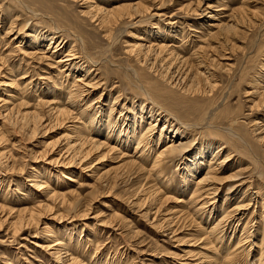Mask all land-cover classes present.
Returning a JSON list of instances; mask_svg holds the SVG:
<instances>
[{
    "label": "rangeland",
    "instance_id": "1",
    "mask_svg": "<svg viewBox=\"0 0 264 264\" xmlns=\"http://www.w3.org/2000/svg\"><path fill=\"white\" fill-rule=\"evenodd\" d=\"M23 1L27 2V0ZM36 1L35 6L32 7L41 14L46 16L52 14L54 18H57L64 13L73 21H77V25H82L84 28L88 27L91 30L93 34L91 40L95 42L96 48L102 52L104 49L107 50L108 52L105 54L109 53L108 56H111L112 64L105 61L99 69L102 76L105 77L106 75L110 80L107 84V93L105 94L104 91L98 102L95 103V100L101 90H95V93L88 98L89 100L79 102L77 107L81 106L82 109H85L84 114H81L82 116L76 114V109L71 112L70 116L51 114L48 107L59 105L60 102L59 97L54 99L55 94L45 95V100L49 102L43 104L41 101V105L36 104L34 95L39 92L40 87H55V89L58 88L62 91L64 86L71 83L72 78L64 77L65 74L60 71L59 67H53L55 66L53 65L55 64L54 61L46 58L39 60L43 64L33 63L35 66L31 64V67L27 68L29 66L28 61H23L18 48H16L18 42L14 41V35L7 32L10 26L9 21L11 19L14 21L16 18L13 25V30H15L21 26L22 23L20 22L23 21L24 14L20 15L15 9L10 10L12 0H0V52L7 59V62L5 61L0 69V99L6 98V92L15 98V100L8 99L10 100L7 103L8 107L13 108L7 116L5 115V107H0V137L3 135L0 138V152L2 151L0 153V264H188V262L195 264L192 261L195 256L186 258L185 253L191 250L193 255L200 251V247L204 246L202 241L196 240V237L202 234L201 226L207 227L214 223H211L210 216L206 215V212L201 217L198 216L200 214L193 211L190 214L186 210L182 211L183 209L177 200L183 194L171 192L165 193V195L160 182H158V186L162 190H156L157 194L153 196L151 191L157 185L153 186L154 182H151L150 179L144 180V171L139 172V176H134L135 174L128 177L125 174L123 176L125 171L122 173V169L118 166L123 161L118 150L108 151L105 147L99 148L90 153L86 161L88 164L80 167L72 163L70 165L66 161L70 156H68L69 152H64L65 144L68 142L72 131L78 130L82 125L81 123L88 119V115H90L88 113L93 111V107L98 111L102 120H107L109 115L114 118L117 117V124H120L124 115L132 117L136 112L139 113L138 102H135L132 107V100L138 99V93L132 86L135 84L134 77H136V75L132 76L136 74L133 73L132 69L134 72L136 69L139 71V77H152L158 82L161 81L154 73L151 74L152 70L149 72L148 68L146 69L147 65L143 66L141 62L138 65L133 56L126 54L125 50L130 43L134 41L148 43L147 40H136L137 34L145 33L148 40L160 41L163 39L166 42L172 40L171 43L179 44L182 48L179 47L176 51L180 54H186L191 61L194 60L192 59L193 53H206L207 61L210 65L212 64L211 67H213L212 71L218 88L216 90V111L218 112L215 113L213 116L215 119L211 122L213 121V124L223 127L231 125L240 134L239 139L223 137L222 134L212 136L206 134L207 139L210 137L209 140H213V142L224 141L226 147L229 148L225 149L221 157L225 155L226 150L232 152L229 161L220 168L219 176L226 177L237 173L240 177L245 178L239 191H237L238 189L231 191L232 188H229L228 184L232 182L227 181L222 190L218 192L215 207L211 211L212 220L220 209L223 200L227 209L229 207L227 210L229 211L240 198L239 195L248 186L252 188L248 190L250 191L256 190L262 185V192L264 193V133L261 131L262 126L259 127L264 124V97L260 96L261 88L264 89V0H114L108 3L107 0H92L90 4L72 0ZM134 1L141 2V8L148 7L145 12L140 14L141 21L135 26H131L129 23L138 17L123 19L122 23L118 22L117 24L113 23L114 18H112V22L109 25L106 24L105 28L97 25V22L89 20V17L80 14L88 11L89 5L99 4L98 6L104 5V7L110 8L116 4L125 5ZM208 3L213 9H220L219 11H222L223 14L235 12V15L242 19L223 45L222 43H218V45L214 39L208 40L215 31L209 25L210 19L207 17L209 9L202 11ZM147 4L151 5L150 8ZM48 5L51 6L52 10L48 9ZM156 5L160 8H155ZM160 11L163 15H152L153 13H160ZM16 15L18 17H15ZM81 20L82 22H79ZM65 27L63 26V28ZM178 38L179 41L176 40ZM112 42L113 46L110 45ZM207 44L210 46L206 47ZM45 45L46 43L43 44V47ZM32 67L36 68L34 70L35 75L32 74ZM25 69H28V74L23 73ZM48 72L49 74H47ZM125 72H129L128 76L124 74ZM14 74L16 81L11 84L9 78H12L11 75ZM42 76L49 80L39 79ZM131 81L134 83L131 84ZM141 83L145 82L141 81ZM16 84L20 87L19 91L14 93L13 87ZM168 87L174 89L175 95H181L177 86ZM29 90L33 91L30 93L32 96L27 95L28 98L16 99L15 95H25ZM134 93H136V97ZM112 97L117 98L116 104H113ZM207 97V95L202 94H189V97L185 95L186 99L182 98L185 102L178 105H172L167 100L158 98L154 99V103L171 113L180 123L200 125L199 117L203 113H200L197 108L207 102ZM260 97L261 99H259ZM156 100L158 103L155 102ZM91 101L93 104L90 105ZM123 104L124 106H122ZM193 105L197 107L192 111L191 106ZM122 107L127 109H123L122 114L119 115V110ZM110 109L111 112H109ZM184 109L191 111L188 112L187 110L186 114H182L186 112ZM33 111H38L39 114L37 112L34 115ZM21 112L22 114L27 112V115H33V118L35 116V120L40 117L39 121L36 120L38 123L34 122V124L33 119H30L31 116H28V124L24 128L25 124L22 125L20 119L22 117L19 115ZM31 112L33 113L31 114ZM207 115L204 114L203 116L206 118ZM2 117L4 118L2 119ZM17 119L21 121H17ZM72 125L74 126L71 127ZM34 128L36 129L34 130ZM103 134L105 133L103 132ZM196 134L197 137L201 136L198 132ZM172 135L173 133L170 134L169 138H173ZM257 137L263 138L257 139ZM243 141L244 143H242ZM199 148L200 143L195 144V147L185 156L193 158L194 152L196 150L198 152ZM102 152L103 154H101ZM197 157L199 158L198 155ZM76 162L78 161L76 160ZM86 166L91 168H86ZM178 171L179 169L176 170L175 167H172L170 172L166 173L167 175L173 173L172 179L178 180ZM198 175L195 177L197 178ZM38 180L45 181V185L49 183L50 189H53L54 192L49 193L50 189L47 190L46 188L40 190L33 188L34 186L31 185ZM177 183L179 182L175 181L176 186ZM138 184L139 195H134V189ZM54 193L61 195V197L59 195L56 197ZM131 194L136 198L139 197V206L131 207L128 204L127 198L129 197L131 200ZM64 195L65 199L63 198V200L62 196ZM188 195L186 192L183 197L187 199ZM146 196L149 197L146 198ZM255 197V203L254 200H251L249 205H244L245 208L243 206L241 210L243 220L236 226L237 220L235 218L237 216L235 218L231 216L230 222L224 226L223 231L219 234L221 238L220 247L223 248L226 244L228 245L229 241L230 244L235 243L234 239L230 240L231 236L233 238L241 234L242 239L246 240V230L243 233L240 231L245 221L248 230L251 231L250 235L248 234L247 240L249 241H242L243 246L240 247L241 249H237L236 259L232 264H264V260L261 263L258 259L260 256L258 253H261L264 259V242L262 243L260 240L264 230V202L261 203L262 199L258 193ZM56 198H58L57 201H55ZM147 208H152L151 213H145ZM25 209L34 213V219L32 218L29 222H22V219L19 221L22 217L21 213L25 217L28 212H25ZM154 210H157L156 216L152 214L155 212ZM178 212H180L181 220L171 226L173 229H177L174 235L171 234L170 230H166V227L164 229L159 227L163 217L171 213L177 216L179 215ZM214 221L216 220L214 219ZM19 226L20 230L18 231ZM235 226L236 230L234 231L232 229ZM218 231H220L219 227H217ZM54 240H63L62 242L65 241L64 243L67 245L61 251L60 259L51 253L53 249L49 248L47 251L45 248L47 243H52ZM250 242L255 243V246H252L248 254L246 250L249 245H246ZM199 244L202 245L199 246ZM257 246L263 247L261 251L257 249ZM173 253L178 255L173 257ZM71 256L74 261L70 260Z\"/></svg>",
    "mask_w": 264,
    "mask_h": 264
},
{
    "label": "bare ground",
    "instance_id": "2",
    "mask_svg": "<svg viewBox=\"0 0 264 264\" xmlns=\"http://www.w3.org/2000/svg\"><path fill=\"white\" fill-rule=\"evenodd\" d=\"M72 1L74 2L82 1L83 3H88V4L92 2V0H72ZM110 1H114V0H107L106 2L108 3ZM36 2H37L36 0H27V2L23 0H12V2L10 3V7H11L10 10L15 9L16 11L20 13V15L24 14L23 16L24 19H22L23 21L20 22L22 23L21 26L13 30L14 21H16L15 20L16 18L14 19V21L13 19L10 18L11 19L9 21L10 26L8 27L9 30L7 29L8 30L7 32L14 35L13 36L14 41L18 42L16 48H18L23 61H28L27 64H29V66L27 68H30L31 64L33 63L43 64L39 60L46 58V59L54 61L55 64L53 65L55 66L53 67L55 68L59 67L60 71H62L65 74L64 77L72 78V80H71V83H69V85L64 86L62 91L58 88L55 89V87H46V86L43 88L40 87L39 92L34 95L35 97L34 100H36V104L38 105L39 104L41 105L42 103L41 101H43V104H45L46 102H49L45 100L46 99L45 95L55 94V96H53L54 99H56V97L57 98L59 97L61 103L59 102V105L52 104L53 106H51L50 104H47L48 106L49 105L51 106V107L50 106L48 107V110L51 111L50 112L51 114L53 115L55 114L57 116L59 115L66 116L67 114V116L68 115L70 116V114H72L71 112H73V110L75 109L77 112L76 114L78 115L84 114L85 109H82L81 106L77 107L79 102L90 98V96L95 93V90L96 91L101 90V93H99V95L97 96V99L94 98L97 100V101L95 100V103L99 101V98L102 96L104 91H105L104 92L105 94L107 93V84L110 79H108L106 75L105 77L102 76V74L99 72V69L101 65L104 64L105 61H109V63L112 64L111 56H108L109 53L105 54L106 52H108L107 50L105 51L104 49V51L102 52L96 48L95 42L91 40L92 38L91 35L93 34L91 33V30L88 27L84 28L82 25H77L78 24L77 21H73L71 18L66 16L64 13L60 14L61 17H57V18H54L52 14L47 15V16L44 15L43 13L41 14V12H38L36 8L32 7V6H35ZM140 3L141 2L139 1H134V2H129L125 5L116 4L113 7L110 6V8L106 6L104 7V5L98 6L99 4L98 5L94 4V5L88 6V11L80 13V14L85 15V17H89V20H91L92 22H97L96 23L97 25L101 27H105V28H106V24L109 25L112 22L111 20L112 18H114L113 23L117 24L118 22L122 23L123 19H133L135 17H138L136 18L135 21L132 20L131 22L129 20L130 21L129 25L135 26L137 23H139V21H141L140 20L141 18H139L140 14H142L148 9V7L144 6L145 2L143 3V6H144L143 8H141ZM148 6L150 8L151 5H148ZM155 8H160V7L156 5ZM219 8L222 9V7H219ZM48 9L52 10L51 6H49ZM206 9H209L207 11L208 13L207 17L210 19L209 25L215 30L212 33L213 35H210L208 40L214 39L216 40L217 44L222 43L223 45L224 43H226L229 34L235 30L236 26L240 24L242 19H240L239 16L235 15V12L234 13L231 12L229 14H223L222 11H219L220 9L218 8L213 9V7H211L209 3L205 5L202 11H205ZM152 15L157 16V15H163V14L160 11V13H157V14L153 13ZM15 17H18V16L16 15ZM79 22H82V20ZM66 25L67 27H65ZM63 26L65 28H63ZM137 35L138 36L136 37V40H142V41L147 40L148 43L144 44L143 42H140V41H134L130 44L128 43L129 45H127V48L125 50L126 54L128 56H133L138 62V65H139V62H141L143 66L147 65L146 69L148 68L149 72H151L152 70L151 74L154 73L156 77L160 78L161 81L158 82L156 81L157 79H153L152 77L150 78L144 77V76L139 77V71H137L136 69V71L134 72V70L132 69L133 73H136V74L132 73L133 75L132 74L131 75L133 77L134 75H136V77H134L135 84H133L134 83L133 81H131L132 82L131 84H133L132 85L133 89L136 90V93H138L137 94L138 99L132 100V107L134 106L135 102H138V106H139L138 112L139 113L136 112L137 115L133 114L132 117H127V115H124V117L122 118L120 122L121 124L120 125V124H117L118 118L116 117L117 118L116 119L111 115H109L107 120H102L101 116L98 115V111H96L95 107H93L92 109L93 111L91 113H88L90 114L88 115L89 116L88 119H86L84 122L81 123L82 125L79 127L78 130L74 132L72 131V133L70 134L69 140L68 142H66L65 150H64L65 153L69 152L68 156L70 157L68 160L66 159L65 160L70 165L72 163L73 165L75 164L76 166L81 167V165L88 164L86 163V161L90 153L93 151H97L99 148L105 147V149H108V151L118 150L123 160L118 166L122 169V173L125 171V173H123L122 175L124 176L125 174L126 177L132 176L134 174H135L134 176L136 175L139 176V172L142 173V171H144L145 174L144 176L142 175L145 178L144 180L150 179L151 182H154L153 186L157 185V187L151 191L153 196L157 194L156 190L158 189H159L158 191L162 190L160 186L165 190V191L163 190L164 194L171 193V192H181L183 195H185L187 192L189 194L187 196V199H185V197H183L182 195L177 200V202L180 203V207H182L183 209L181 210L182 211L186 210L189 214L192 213L191 211H193L196 214L197 213L200 214L198 216H201V217H203V214L206 212L207 213L206 215L210 216L211 223L212 222L214 223H212V225L207 226V227L201 226L200 230L202 231V234L199 235V237H196V240H199L200 242L202 241L204 246H202V248L200 247V251H198V253L195 252V254L193 255L191 254V250L186 251L185 257L188 258L189 256H191L190 258H193L195 256L192 259V261H194L195 264H204V262H206V264H232L234 260L236 259L237 249L243 246L242 241H246L249 238L248 234L250 235L251 231L248 230L246 223H245L246 221H245L240 231L243 233L244 230H246L247 232V234L245 235L246 240L242 239L243 237H241V234L238 235V237L236 236L232 238L231 236L230 240L234 239L235 243L230 244V241H229L228 245L226 244L223 248L220 247L221 238L219 234L221 233V231H223L224 226L230 222L231 216H233L232 218H235L237 216L235 218V220H237L236 226L239 224L241 220H243L242 219L243 212L241 211L243 209V206L246 204L249 205L251 200H254V203H255V200H256L255 196L257 195V193L259 196H261V199H262L261 203H263L264 193L262 192L263 190L261 187L262 185L260 187H257L256 190H250V191L248 190L252 188L250 186L248 187L246 186L247 188L239 195L240 198L236 201V204L232 206V209L227 211L229 207L227 209V206L225 205V202L223 200L220 209L216 212V216L212 220L213 216L211 215V211L215 207V204H216L215 200L217 198V194L218 192L222 190L226 182L227 181L232 182L228 184L229 188H232L231 191H235L236 189H238L237 191H239L241 187L243 186L244 184L243 182L245 179L243 177H240L237 173L232 174V175L229 174L230 176H226V177H220L221 175L219 176L220 168L222 167L224 163L229 161V158L232 152H228L226 150V152L224 153L225 155L221 157L225 149L228 148L226 147L224 141L213 142V140H209L210 137H208V139L206 137L207 136L206 134H209L208 136H212L214 134L215 135L222 134L221 136L223 137L227 136V137L235 138V139L240 138V134H238L235 131L234 127H232L231 125L223 127V126L212 123L214 121L213 119H215V117L213 118V116H215V113L218 112L216 111L217 110L216 108V104H217L216 92L217 91L216 90L218 88H217V84L214 79V73L212 71L213 67H211L212 64L210 65L209 62L207 61L208 58L206 57L205 52L193 53L192 55H194V57H192V59L194 60L191 61V59L189 60L188 58L189 56H186V54H180L176 51V49H178L181 46L179 44L177 45V43L175 44L171 43L172 40H170L169 42H166L163 39L160 41L155 40V39L148 40L147 35L145 33H140V35L139 34ZM176 40L179 41V38ZM45 43L46 45L45 47H43V44ZM112 44L113 42L110 45L113 46ZM207 46H210V44H207L206 47ZM6 60L7 59H5V55H3L2 52H0V61H2L0 62V69L2 68ZM27 64H24V65H27ZM31 69H33L32 74L35 75L36 73L34 70L36 68L32 67ZM27 72H28V69H25L23 73L26 74ZM128 73L129 72H125L124 74L128 76L127 75ZM0 74H1V70H0ZM38 74H41V73H38ZM47 74H49V72ZM15 76L16 75L14 74V75H11L12 78H9L11 84L16 81ZM139 78H140V82L142 81L145 83L140 84ZM39 79H48V78H46L45 76L44 77L42 76V77H39ZM17 85L18 84H16L15 87H13L14 85L12 86L14 89L13 90L14 93L19 91L18 89L20 86L18 87ZM168 86H172L171 88L177 86L179 88L178 90L181 93V95L180 94H179L180 96L175 95V93L173 92L174 89L172 90ZM261 89L262 90L260 91V96L263 98L264 89L263 87ZM32 92L29 90L28 92L25 93V95L23 94V95H15V96H16V99H23V98L25 99L27 95L32 96L30 94ZM136 93H134L135 97L137 96ZM189 94L190 95L202 94V95L208 96L207 102L203 106H199V108H197V110H199L200 113L201 112L203 113L199 117L200 118L199 120H201L199 121L200 125H197L195 123H194L195 125L193 124L191 125L188 123L186 124L184 122L180 123L173 117L171 113L160 108L154 103V99L158 98L162 100H167V102L172 105L174 104L178 105V104L185 102L182 100V98L184 99L185 95H188L189 97ZM261 97L259 99H261ZM11 98L15 100V98H13V95H11L9 92H6V98L2 100L0 99V102H2L0 107L2 106L5 107L4 109L6 110V114H5L6 116L12 111V108H13V107L9 108L7 105V103L10 102V100L8 99H11ZM112 100H113V104L117 103L116 97H112ZM92 102L93 101L90 102V105ZM155 102L158 103L157 100ZM122 106H124V104ZM196 107L194 105L191 106L192 111L195 110ZM180 108H183V107L180 106ZM203 108L207 110H204ZM123 109H127V108L122 107L121 110H119V115L122 114L121 112L123 111ZM187 110L188 112L191 111L189 109ZM187 110L184 109V111L186 112L182 114H186ZM22 112L19 115H21L22 117L20 119L22 120V125L25 124L24 125V128H25V126L28 124L27 118L28 116H31V115H27V112H24L22 114ZM33 112H31V114L33 113L35 115L38 111L37 112L33 111ZM109 112H111V109L109 110ZM28 114L30 113L28 112ZM204 114H208L206 118L205 116H203ZM19 115H18V118L20 117ZM3 118L4 117H2V119ZM34 118H33V115L30 118V119H33L32 120L33 123L39 121L40 117L39 118L36 117L38 119V120L36 119L37 121ZM20 119L19 120L17 119V121H21ZM211 120L213 121L211 122ZM73 126L74 125H72L71 127ZM261 126H262L261 131L264 133V124L260 125L259 127ZM35 129L36 128H34V130ZM194 131H196V133L198 132L199 135L201 136L197 137V134L194 133ZM103 132L105 134H103ZM77 133H78V136L76 137ZM171 133H173L172 135L173 138H169ZM2 136L3 135H1V137ZM260 138H263V137H259V138L257 137V139H260ZM197 143H200V148L198 152L197 150L194 152L195 155H193V158L186 157L185 155H187V153H189V151L193 147H195V144ZM242 143H244V141ZM3 154L6 155L5 153ZM101 154H103V152ZM197 155L199 156V158L197 157ZM76 160L78 162H76ZM87 167H90V166H86V168ZM172 167L173 168L175 167L176 170L179 169V171L177 172L178 180L172 179L173 173L170 175H167L168 171L170 172ZM197 174L199 175L196 178L195 176ZM242 178H243V181H242ZM175 181L179 182L177 183L178 184L177 186L175 184ZM158 182L161 183V184L159 183L160 186H158ZM248 182L250 183V180ZM44 183L46 182L45 181L42 182L38 180L34 182L33 185L31 186H34L33 188L38 189V190L42 188L43 189L46 188L47 190H49L51 188L49 187V183L46 185ZM51 191L54 192L53 189H50L49 193H52ZM138 193H139V184L134 189V195ZM55 195L57 197V195L59 194H55ZM134 195L132 196L134 197ZM59 196L61 197V195ZM132 196H131V200H129L130 199L129 197L127 198L128 204L131 207L133 206L136 207L137 205L139 206V197L136 198L135 196L133 198ZM64 197L65 195L62 196V199ZM148 197L149 196H146V198ZM58 198H56L55 201H57ZM207 206L208 208L206 209ZM151 209L152 208L145 209V213L146 214H148V212L151 213L150 211ZM27 211L29 212V210H26L25 212ZM28 212L25 214V217L23 216V213H21L22 217L20 218L19 221H21V219H22V222L31 221L34 213L33 212L31 213V211L29 213ZM156 212L157 210L155 212H152V214L156 216L155 215ZM180 212H178V214ZM179 216L180 214L177 216L172 213L168 214L167 216L163 217L164 219L162 218L163 220H161V222L159 223V227H162L163 229L166 227L167 228L166 230H170L171 234L173 233L174 235V232L177 229H173V227L171 226H174L176 223H178L177 221L181 220ZM214 219L216 221H214ZM20 226L17 229L18 231L20 230L19 229ZM236 226L233 227L232 230L235 231ZM217 227L220 228V231L218 232H217ZM18 231L16 232L18 233ZM47 232L45 231V233ZM261 234L262 236L260 240L263 243L264 242V230L262 231ZM62 241L54 240L52 243H47L45 246V248H47V251L49 248L53 249L51 253L55 255V257H57L58 259H60L61 251L65 249V246H67L64 243L65 241L64 242ZM200 245L202 244H199V246ZM246 246H248V249L246 250V252H248L249 254V251L251 250L252 246H255V243L250 242ZM246 246H245V249H246ZM262 248L263 247L257 246V249H259L260 251ZM203 250H204V253H203ZM258 254L260 255L258 258L259 261L260 262L263 261L264 259H263L262 254L261 253H258ZM177 255H178L177 253H173L172 256L176 257ZM73 259L74 258H72L71 256L70 260L74 261ZM188 264H190V262H188Z\"/></svg>",
    "mask_w": 264,
    "mask_h": 264
}]
</instances>
